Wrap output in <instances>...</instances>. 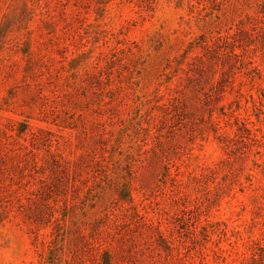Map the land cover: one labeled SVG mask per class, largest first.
<instances>
[{"label": "rangeland", "instance_id": "374dc122", "mask_svg": "<svg viewBox=\"0 0 264 264\" xmlns=\"http://www.w3.org/2000/svg\"><path fill=\"white\" fill-rule=\"evenodd\" d=\"M0 264H264V0H0Z\"/></svg>", "mask_w": 264, "mask_h": 264}]
</instances>
